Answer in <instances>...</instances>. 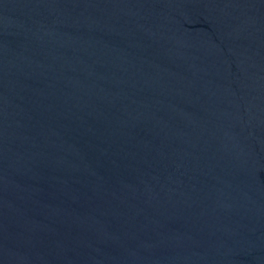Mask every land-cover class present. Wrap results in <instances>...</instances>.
<instances>
[{"label": "water", "instance_id": "obj_1", "mask_svg": "<svg viewBox=\"0 0 264 264\" xmlns=\"http://www.w3.org/2000/svg\"><path fill=\"white\" fill-rule=\"evenodd\" d=\"M0 264H264V0H0Z\"/></svg>", "mask_w": 264, "mask_h": 264}]
</instances>
